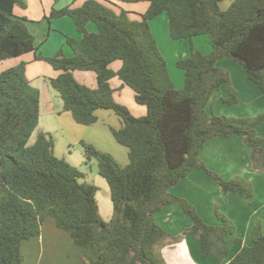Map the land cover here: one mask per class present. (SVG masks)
<instances>
[{
  "label": "trees",
  "instance_id": "trees-1",
  "mask_svg": "<svg viewBox=\"0 0 264 264\" xmlns=\"http://www.w3.org/2000/svg\"><path fill=\"white\" fill-rule=\"evenodd\" d=\"M221 1L87 0L54 10V18L73 19L81 38H66L73 56L61 49L46 57L38 54L25 19L15 16V7L25 6V1L0 0V61L32 52L36 60L48 63L57 72L49 81L63 101V112L79 125L93 126L98 111H113L121 118V127L111 131L127 148L129 159L123 166L112 154L81 142L87 161H97L110 188L113 216L105 221L96 197L98 187L55 155L52 135L39 132L35 143L29 144L39 124L41 100L26 65L0 72V264H24L22 243L40 236L48 220L70 235L84 264H168L161 248L185 235L194 236L201 254L219 264H264L261 223L253 230L252 245H244L226 262L232 247L242 243L233 222L216 206L222 225H209L195 206L171 193L194 169H201L224 194L254 199L249 181L238 176L225 180L201 159V149L214 137L241 136L251 147L253 169L264 173V138L257 132L264 113L234 117L207 111L223 85L231 92L224 102L239 101L230 73L219 66L223 58L245 67L249 80L264 93V0H234L226 11L221 10ZM139 2H148L149 8L133 18L119 5ZM163 13L171 39L190 41V55L176 63L185 73L181 89L171 78L150 26ZM91 22L97 32H89ZM203 35L212 45L208 54L194 45V39ZM85 72L95 74L94 87L78 80L76 75ZM115 80L121 83L116 89L132 90L135 102L146 108L145 115L137 117L116 102ZM173 203H179L193 221L177 237L154 218Z\"/></svg>",
  "mask_w": 264,
  "mask_h": 264
},
{
  "label": "crops",
  "instance_id": "crops-1",
  "mask_svg": "<svg viewBox=\"0 0 264 264\" xmlns=\"http://www.w3.org/2000/svg\"><path fill=\"white\" fill-rule=\"evenodd\" d=\"M42 1L44 14L41 13V10H39L41 13V21L44 17L47 18L49 15L48 4L46 2L44 3V0ZM85 1L87 0H81L79 3H77V0H59V8L57 10L71 5L79 6ZM34 6L39 9L38 3L34 4ZM147 8L148 6L145 5L139 14L145 13L142 11H146ZM38 19H40V17ZM67 19L68 18L57 21L58 26L56 27L61 29L62 33L57 34V38H53L50 34V37L53 38L52 43L41 42L38 45V54L51 57L54 56L61 48L64 50L66 56H73L74 53L72 49L66 44V38L72 37L79 39L81 38V35L77 31L74 21L72 22L70 19H68L72 22L71 23ZM157 21L158 25L162 24L166 27V29L168 28L169 30L168 16L165 17L164 14H162L158 19L151 21V28H153V24H156ZM92 23L93 22L89 23L87 26L89 32H97V25L95 23V25H92ZM60 26H63L64 28H60ZM68 26L69 30H66ZM167 41L169 42L170 47H175V50L181 51V53H179L180 57L177 59L178 61L181 59L182 55L184 57L189 56V49L187 47V44L190 45L189 40L174 42V40L171 41V39L168 37L165 40L166 45L168 43ZM177 42H185L186 45H180ZM57 43H59L57 46H48ZM196 44L197 40L194 39V45L196 46ZM230 59L223 58L220 60L219 66L230 73L232 82L240 91V97L237 105L231 107V109L225 111L224 113H219V115L224 114L234 117H250L263 113L264 93L259 88L257 89V86L249 80L245 67H242L245 70L244 72L240 67L234 65L236 63H233L234 61H230ZM29 60L32 59L30 58ZM34 60H36L35 54ZM40 67H42L39 70L40 73L38 71L33 72L31 69H26L28 78L32 85L35 80L43 76L45 77L47 74L49 75V77H47L48 79L56 76L53 71H50L51 69L47 65H42ZM114 68H120V64L115 65ZM170 75L171 78H173L176 87L178 89L183 88L185 75L178 73V78L176 80L172 74ZM76 76L78 77V74ZM236 76L238 78H236ZM81 77L83 78L82 81L86 83H91L93 78H95L90 74H82ZM48 82L50 84V81ZM95 85L96 84H90L91 87H94ZM120 85L121 83L118 81L115 82V86ZM223 86L217 91H219V93L221 92V95L226 96L228 91L226 94L224 89H222ZM243 96L244 101L249 108L248 110H243ZM212 100L207 106V111L211 114H215L212 105L210 107ZM52 111L54 112V115L56 116L55 119L60 126L72 125L71 120L73 118L70 113L63 112V104L60 106V108L54 109ZM97 123L94 125L97 126ZM108 126L110 125L108 124ZM116 127L118 128L115 129H119L121 127V123ZM98 130L99 129H97V131ZM257 132L260 137L264 138V123L259 127ZM106 133L108 134V132ZM99 138L100 136L97 135V139ZM82 141L84 140L79 141L80 144ZM112 147L115 152L119 153L121 156L126 154L125 149L124 151L114 144H112ZM251 152V147L244 142V139L241 136L235 135L230 138L214 137L213 139L209 140L201 149L200 157L210 170L216 172L225 180H230L238 176L249 181L256 190V195L253 201H248L244 197L233 192L224 194L221 190L220 184L212 176L208 175L201 169H194L188 177L182 179L174 188L171 189L172 194L186 199L190 204L195 206L198 214L207 224L212 226H221L222 222L214 213V206L217 205L220 206L224 215L233 222L236 227L237 236L242 239V243H237L232 247L226 262L234 258L244 245H252L253 230L259 223L263 224L262 230L264 233V173L253 169L251 162ZM122 161L123 163H126L127 157H125V159L123 157ZM154 218L159 226H161L168 234L174 237L183 235L184 229L190 228L193 225V221L187 214L183 212L179 203L170 204L161 211L155 213ZM31 240L32 242L30 240L29 242L33 243V245L32 247L28 248V252L32 253L33 256L29 262L25 261L24 256V264H84L81 249L75 247L71 237H69L67 233L60 231V229L56 227L54 221L52 220L46 221L42 226L41 235ZM24 243L25 241L22 243V246ZM38 247L40 248V253L38 251L37 253L35 252L36 248ZM161 252L168 264H219L214 257H204L201 254L199 244L196 238L192 235L183 236L182 240L178 243L166 244V246L161 248ZM59 259H61V261Z\"/></svg>",
  "mask_w": 264,
  "mask_h": 264
},
{
  "label": "rangeland",
  "instance_id": "rangeland-1",
  "mask_svg": "<svg viewBox=\"0 0 264 264\" xmlns=\"http://www.w3.org/2000/svg\"><path fill=\"white\" fill-rule=\"evenodd\" d=\"M24 1H25V6H16L14 13H15V16L25 19V23H26L28 29L34 35V37L36 39L37 46L41 42L42 43L43 42L52 43V39L57 38L58 37L57 34L62 33V30L59 29L58 27H56V26H58L57 21L68 18L73 22L72 18L69 16L61 17V18H54L51 16L52 12L59 8V5H58L59 0H44V3L46 2L48 4L49 15L47 16V18L44 17L42 21H41V13H43V1L42 0H24ZM80 1L81 0H77V3H79ZM96 1L103 3L105 0H96ZM233 1L234 0H222L220 3L221 10L226 11L230 7V5ZM36 3L39 4V9L34 6V4H36ZM119 5L121 8L128 11L132 18L141 16L139 13L141 12V9L145 5L148 6V8H149L148 2L121 3ZM148 8H147V10H148ZM115 9L118 12V9L117 8H115ZM39 10H41V13L39 12ZM146 11L144 10L142 12H146ZM163 14L165 17H167L166 13H163ZM39 17H40V19H38ZM160 17H161V15H160ZM158 18H156V19H158ZM70 20H68V21H70ZM151 21H153V20H151ZM151 21H150V23H151ZM152 23H154V22H152ZM92 25H95V24L92 23ZM153 25H154L153 28H151L152 33H153L156 41L158 42V47L160 49V52L162 53V55L164 56V58L167 62L169 73L172 74V76L176 80L178 78V73H182L183 75H185L183 70H181L176 65V63L178 61L177 59L180 57L179 53H181V51L175 50V47H170L168 41H167L168 43L166 45L165 40L168 37H169V39H171V37L169 35L168 28L166 29V27L163 26L162 24L158 25V21L156 24L154 23ZM150 26H151V24H150ZM73 27H74V25H73ZM60 28H64V27L60 26ZM153 29H154V32H153ZM66 30H69V26L66 28ZM50 34L52 35L53 38L50 37ZM195 39L197 40V44L195 46L196 49H199L202 52L207 53V54L212 51V45L210 42V38L207 35L199 36V37H196ZM171 41H173V40L171 39ZM177 41H179V40H177ZM174 42H175V40H174ZM177 43H179L180 45L181 44L186 45L185 42H177ZM58 44L59 43L53 44V45H48V46L49 47L57 46ZM187 47H188V49H190V45L187 44ZM59 50H61V48ZM189 55H190V51H189ZM186 57H188V56H186ZM186 57H184L182 55L181 59L186 58ZM27 58H29V59L31 58L32 60H29ZM228 59H230V58H228ZM230 61H234V60L230 59ZM22 63H24L26 65L27 70L31 69L33 72L34 71L39 72L40 68H42L40 66L47 65L51 69L50 71H53L55 73V75L57 73L56 71H54L51 68V66L48 63H46L44 61H40V60H34V53H32V52L25 53L21 56H17L14 58H10V59L0 61V72L8 70L9 68L18 66ZM233 63H236L234 65H236L237 67H240L245 72L244 68H242L243 67L242 65L238 64L236 61H234ZM117 64H120V62H117L116 65ZM26 74H27V72H26ZM82 74L83 75H86V74L89 75L90 74L91 76H93L95 78H93V81L91 83H88V82L86 83V82L82 81L83 80V78L81 77ZM27 77H28V75H27ZM47 77H49L48 74L45 77L43 76V77H41V78H39L33 82L34 87L40 91L41 109H40V119H39V124H38L37 130L32 135V137L29 141V144L32 145L35 143V141L37 139V135L39 132H46V133L51 134L53 139H54V142H55V155L58 158L65 159L72 166L78 168L81 172H83L85 174V180L87 182L98 187V192H97L96 197H97V201L99 204L100 214L105 221H110L112 218V215H113V204L111 201V193H110L109 185H108L107 181L103 177L100 176V174L98 172L97 161L95 159H93L92 161H87V159L85 157L84 148L80 144L79 141L84 140L87 143L94 145L99 150H102V151L106 150L105 152H108V153L112 154L114 157L115 156L117 157V158L115 157V159L119 162V164H121L123 166L127 165L129 163L128 150L126 147L120 145L115 140V138L112 134V131H111V127L118 128L116 126H119V124L121 123V118L119 116H117L113 111L100 110V112H98V114H97L99 116V118H98L99 122L97 123L98 124L97 126L93 125V126L89 127V126L79 125L72 118H71L72 119L71 120L72 125L60 126L57 123V120L55 119L56 116L54 115V112L52 110L60 108V106L63 104L62 103L63 101L61 100L58 92L51 86V84H49V82H48L49 79ZM77 78L80 82H82L88 86H90V84H96L97 83L96 76L92 72L78 73ZM236 78H238V77L236 76ZM172 80H173V78H172ZM115 81H114V88H115L114 94H115L116 102L128 107L129 110L137 117L145 115L146 114V108L144 106L138 105L135 102L134 94H133L132 90L130 88H127V87L120 88L119 90L116 89ZM173 82H174V80H173ZM231 82H232V79H231ZM184 83H185V78H184ZM232 86L237 90L238 98H239L240 97V93H239L240 91L236 88V86L234 85L233 82H232ZM222 89H224L226 94L228 91V94L226 96H223V95H221V92L219 93V91H217L215 93V95L213 96L214 99L212 98L213 100L210 104V107L212 105V108H213L215 115L216 114L219 115V113H224L225 111H228L229 109H231V107L238 104L237 103V104L230 105L228 103H225L224 99L229 98L231 95V92H230V88L228 85L223 86ZM242 101H243V110H248L249 108L246 105V102L244 101V96L242 97ZM210 107H209V109H210ZM237 107H239V106H237ZM226 116H228V115H226ZM108 124L111 127L108 126ZM97 129H99V130L97 131ZM105 131L108 132V134ZM97 135L100 136L99 139H97ZM258 136L260 137L259 134H258ZM111 143L118 146L122 150L125 149L126 151L125 150L124 151L126 154L124 156H121L119 153H116L115 150L113 149ZM123 157H124V159H125V157H127L126 163H123V161H122ZM253 191H254V198H255V195H256L255 188H253ZM253 200H251V201H253ZM248 201H250V200H248ZM217 206L219 207L220 212L222 214H224L221 211L220 206L219 205H217ZM215 207L216 206H214V213H215ZM60 231H62V230H60ZM65 233H67V232H65ZM69 237H70V235H69ZM30 241L32 242L31 239H30ZM31 242H29V240L27 242L25 241V243L22 246V251L24 253L26 262H29L31 257L33 256L32 253L28 252V248L32 247V245H33V243H31ZM37 251L40 253L39 247L36 248L35 252L37 253ZM59 260L61 261V259H59ZM206 264H208V263H206Z\"/></svg>",
  "mask_w": 264,
  "mask_h": 264
}]
</instances>
